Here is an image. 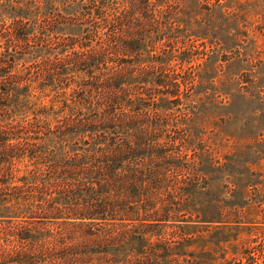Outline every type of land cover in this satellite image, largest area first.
Masks as SVG:
<instances>
[{
    "label": "trees",
    "instance_id": "1",
    "mask_svg": "<svg viewBox=\"0 0 264 264\" xmlns=\"http://www.w3.org/2000/svg\"><path fill=\"white\" fill-rule=\"evenodd\" d=\"M60 1L34 0L13 11L15 38L45 44L30 52L40 68L39 87L55 93L58 111L50 120L43 113L42 122L53 125L33 127L34 119L41 121L39 114L18 99L29 97L25 81L13 102L17 112L26 109L33 118L0 131V165L27 158L33 166L14 181L15 191L25 189L27 195L0 203V218L26 220L13 233L17 243H47L33 258L12 253L7 262L164 264L186 257L184 250L152 244L149 230L180 222L181 212L157 207L151 198L152 183L157 189L161 180L156 179L163 177L159 165L170 157L165 143L152 134L155 126L141 122L139 114H148L146 102L160 95L181 102V86L187 87L174 72L151 80L147 66L140 64L152 30H166L156 15L157 0H85L77 9L72 0ZM62 96L67 98L56 100ZM6 185L0 181V189ZM30 214L54 222L57 232L36 233Z\"/></svg>",
    "mask_w": 264,
    "mask_h": 264
},
{
    "label": "rangeland",
    "instance_id": "2",
    "mask_svg": "<svg viewBox=\"0 0 264 264\" xmlns=\"http://www.w3.org/2000/svg\"><path fill=\"white\" fill-rule=\"evenodd\" d=\"M31 1L0 0V131L33 118L26 109L17 112L13 102L25 81L29 97L18 99L39 114L33 127L53 125L43 118L54 119L58 111L55 93L39 87L40 68L30 52L45 44L19 41L11 28L13 11ZM72 1L73 9L86 2ZM157 5L166 30H152L140 64L151 80L174 72L187 87L181 86V102L160 95L146 102L148 114H139L141 122L155 126L152 134L170 157L167 164H154L155 170L163 168V177L156 179L160 188L152 183L151 198L157 207L181 212L180 222L149 229L152 244L187 255L164 264H264V0H157ZM30 163L27 158L1 163L0 181L7 183L0 189L1 205L27 195L13 187L16 177L33 168ZM28 217L36 233L57 232L54 222ZM18 220L0 218V264H8L12 253L33 258L47 249V243H17L13 233L26 221Z\"/></svg>",
    "mask_w": 264,
    "mask_h": 264
}]
</instances>
